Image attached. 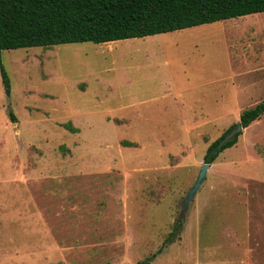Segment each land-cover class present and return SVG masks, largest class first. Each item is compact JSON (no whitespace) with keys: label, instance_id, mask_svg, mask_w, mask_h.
Segmentation results:
<instances>
[{"label":"rangeland","instance_id":"obj_1","mask_svg":"<svg viewBox=\"0 0 264 264\" xmlns=\"http://www.w3.org/2000/svg\"><path fill=\"white\" fill-rule=\"evenodd\" d=\"M206 26L1 51L0 264H138L174 225L157 256H264L263 116L181 213L206 148L239 120L230 85L180 70L207 62Z\"/></svg>","mask_w":264,"mask_h":264},{"label":"trees","instance_id":"obj_2","mask_svg":"<svg viewBox=\"0 0 264 264\" xmlns=\"http://www.w3.org/2000/svg\"><path fill=\"white\" fill-rule=\"evenodd\" d=\"M264 11V0H0V74L5 87L9 78L1 51L67 43H106L171 32L195 25ZM264 113V101L243 110L238 122L213 140L203 156L212 163L232 139L224 137L237 124L242 129ZM13 118V115H11ZM126 145L127 142H126ZM181 225L182 220H178ZM176 225L164 244L138 264H148L174 239ZM103 264H110L108 262Z\"/></svg>","mask_w":264,"mask_h":264},{"label":"crops","instance_id":"obj_3","mask_svg":"<svg viewBox=\"0 0 264 264\" xmlns=\"http://www.w3.org/2000/svg\"><path fill=\"white\" fill-rule=\"evenodd\" d=\"M204 24H207L212 38L208 39V53L199 54L202 59L208 54L207 62L196 69L191 65L189 73L184 66L180 70L185 78L189 75L202 78L194 81V87L207 86L212 91L217 85H230L228 90L232 91L230 100L233 109L229 115L239 117L243 110L264 101V11ZM183 29L171 32H176L177 39L182 40ZM217 54L221 55L218 63L215 60ZM180 84H188V81ZM178 89L181 91V88ZM219 99L225 98L220 96ZM199 251V256H155L148 264H264V256H210V252Z\"/></svg>","mask_w":264,"mask_h":264},{"label":"water","instance_id":"obj_4","mask_svg":"<svg viewBox=\"0 0 264 264\" xmlns=\"http://www.w3.org/2000/svg\"><path fill=\"white\" fill-rule=\"evenodd\" d=\"M8 92V91H7ZM242 129L240 124H237L234 128H232L229 133L224 137L223 141H227L232 139L240 130ZM211 164L210 163H203L200 167V170L197 174L196 180L194 181L193 185L189 188V190L186 193V196L183 198V205L181 208V213L183 210L187 207L189 201L197 191V189L201 186L203 183L205 177H206V171L209 168Z\"/></svg>","mask_w":264,"mask_h":264}]
</instances>
